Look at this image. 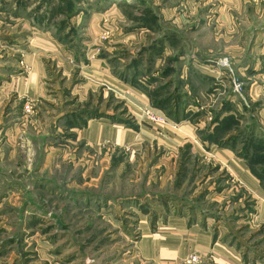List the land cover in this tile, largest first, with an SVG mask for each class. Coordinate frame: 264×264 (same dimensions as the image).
I'll return each instance as SVG.
<instances>
[{
	"label": "rangeland",
	"instance_id": "374dc122",
	"mask_svg": "<svg viewBox=\"0 0 264 264\" xmlns=\"http://www.w3.org/2000/svg\"><path fill=\"white\" fill-rule=\"evenodd\" d=\"M259 194L264 0H0V264H243L184 227L211 213L264 264Z\"/></svg>",
	"mask_w": 264,
	"mask_h": 264
},
{
	"label": "crops",
	"instance_id": "0c3cea01",
	"mask_svg": "<svg viewBox=\"0 0 264 264\" xmlns=\"http://www.w3.org/2000/svg\"><path fill=\"white\" fill-rule=\"evenodd\" d=\"M48 37H45V42H48L47 40H50L51 37L50 34L47 35ZM55 37V36H54ZM56 38V37H55ZM51 45V44H50ZM81 119V118H80ZM81 122H85L84 118H82ZM93 122V121H92ZM94 126V125H93ZM92 126V130L89 131V135H87L86 137H89L90 139H95L97 138L98 139V136L97 134H95L96 131V126L93 127ZM96 135V136H95ZM97 142V141H95ZM202 144V143H201ZM205 146V149L208 151V148H206V145L209 146L210 144L208 142H205L204 144H202V146ZM203 146V147H204ZM211 146V145H210ZM218 147V146H217ZM181 148V147H179ZM219 154L217 155L218 157H222L221 158V161L223 163H226V165H228V167L233 170L234 172H236V174L240 177V180L241 182L245 185V186H249L250 188H253L254 190L258 191L259 190V186H258V180L256 177L253 176V174L251 173L249 167L247 166L246 162L244 160H242L240 157H237L230 149L228 148H224L221 150H219ZM227 178V177H226ZM210 179V178H209ZM223 180V179H221ZM260 185V184H259ZM219 187H221V191L220 192H215L216 190H214L213 194L211 192H209V194H207V197H206V201H210L208 200V196L211 195L210 197H213L212 202H217L216 200H218L217 198H223V200L225 199H230L231 198V194L229 193L230 189H228L227 185L225 187V185L222 183ZM219 190V189H218ZM260 192V191H259ZM230 195V196H229ZM260 195V194H259ZM261 196V195H260ZM262 198V201H264V197L261 196ZM216 199V200H215ZM218 203V202H217ZM229 201H227L225 203L228 204ZM216 204V203H215ZM224 209H226L224 207ZM225 212V211H224ZM182 215H184V211L182 212ZM224 215H216V214H210V215H205V216H202V219L199 218L198 219V215H194L193 217L195 218V220L193 221V223L190 224V226L188 225V223H186V226H184V223H180L181 226H184L185 228L187 229H193L195 227H200L204 232L202 236L203 238V241H204V244L202 246H212V247H219L222 249V251H225L226 254L230 255V256H233V254H235V257L234 259L239 261L241 260L244 264V260H243V251L240 250L238 247H237V242H234V240L231 238L232 237V234L229 235V237L231 238H228V236H226V233H229V231L227 230L225 232L224 235H220L221 232L219 230V226L217 224H220L219 223V219H222ZM248 216V215H247ZM170 218V217H169ZM191 218V217H190ZM189 218V219H190ZM214 219V221H216L217 219V224L215 225H212V228L209 227V220L210 219ZM244 218L243 217V221H244ZM247 220L249 219V217H246ZM236 219V218H234ZM250 222V221H249ZM248 222V224H250ZM190 223V222H189ZM216 223V222H215ZM238 223V222H237ZM226 225V224H225ZM227 226V225H226ZM227 228V227H226ZM210 233V234H209ZM197 239L200 241V236L197 237ZM221 243V244H219ZM224 254V253H222ZM239 255L241 256V258L239 257ZM225 258L227 257L225 254L223 255ZM226 263L223 259H220L219 260V264H224Z\"/></svg>",
	"mask_w": 264,
	"mask_h": 264
},
{
	"label": "trees",
	"instance_id": "16d2710c",
	"mask_svg": "<svg viewBox=\"0 0 264 264\" xmlns=\"http://www.w3.org/2000/svg\"><path fill=\"white\" fill-rule=\"evenodd\" d=\"M170 99H168V98H166V99H164L163 101H159V102H157V104L158 105H160V108L161 109H167L169 106H170ZM164 106H166V107H164ZM230 118V117H229ZM229 118H227V120L229 119ZM126 125H128L129 126V124L127 123ZM133 128V127H132ZM228 127L225 125V122L223 123V122H219L218 120H215L214 122H213V130L210 132H207L206 134H205V141L204 142H208L210 145H218V144H220V145H223L222 147H224V146H228L229 145V142H230V140L232 139H235V137H233V136H228L230 139H229V141H228V143L227 142H223L226 138V136L228 135V129H227ZM224 135V136H223ZM222 141V142H221ZM234 146V145H233ZM230 147V146H229ZM227 148V147H226ZM235 151V150H234ZM240 158H242L241 156H239ZM245 160H247L248 161V164H249V169H250V171H251V173L253 174V176L254 177H256L259 181H260V178H258V175L256 174V172H255V169H254V166L253 165H251L250 164V162H249V158L248 157H243ZM191 219H195L193 216L191 217ZM234 238V236L232 237V239ZM234 240H238V238L237 239H234ZM239 244V243H238ZM237 247L240 249V250H242V246H240V244L239 245H237ZM245 255V254H244ZM243 255V256H244Z\"/></svg>",
	"mask_w": 264,
	"mask_h": 264
},
{
	"label": "built area",
	"instance_id": "2783aa9c",
	"mask_svg": "<svg viewBox=\"0 0 264 264\" xmlns=\"http://www.w3.org/2000/svg\"><path fill=\"white\" fill-rule=\"evenodd\" d=\"M150 118H151L152 121H155V122H159V123L163 122V118L162 117L151 115ZM198 261H199V258L197 256H191L186 261V264H196Z\"/></svg>",
	"mask_w": 264,
	"mask_h": 264
}]
</instances>
